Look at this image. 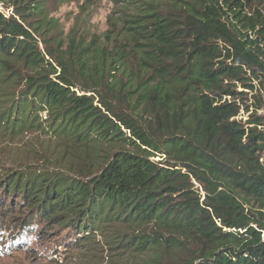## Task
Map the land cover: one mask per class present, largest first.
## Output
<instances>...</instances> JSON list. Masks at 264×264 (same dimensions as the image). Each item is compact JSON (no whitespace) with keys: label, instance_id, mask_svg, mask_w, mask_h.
<instances>
[{"label":"trees","instance_id":"1","mask_svg":"<svg viewBox=\"0 0 264 264\" xmlns=\"http://www.w3.org/2000/svg\"><path fill=\"white\" fill-rule=\"evenodd\" d=\"M0 4V135L38 131L63 152L0 173V254L61 228L44 253L264 264V14L132 0L87 37L49 0Z\"/></svg>","mask_w":264,"mask_h":264},{"label":"rangeland","instance_id":"2","mask_svg":"<svg viewBox=\"0 0 264 264\" xmlns=\"http://www.w3.org/2000/svg\"><path fill=\"white\" fill-rule=\"evenodd\" d=\"M128 1L132 0H49V15L58 21L64 33L77 21L75 30L80 35L91 37L101 35L107 28L108 16ZM238 2L243 4V12L248 16H253L257 12L264 14V0H238ZM0 10L8 15L11 12V8L2 7L1 4ZM252 100L250 93V102ZM256 112L258 116L263 117L264 121V106ZM241 114L243 120L248 118V113L242 111ZM258 128L264 129V123ZM53 140L46 138L38 131H28L16 137L0 135V173L8 172L9 168L15 164L32 163L53 168L57 157H61L63 153L60 145H55ZM67 160L68 156L64 163ZM46 161L52 164H47ZM54 229L56 230L46 236L47 240L40 238L35 243L33 242L31 250L1 253L0 264H119L117 263L119 260L116 257H109L104 249H99L95 257L84 247L70 250L59 245L56 247V254L54 252L44 253L50 247H54V243H58L56 239H61L60 237L65 234L61 228Z\"/></svg>","mask_w":264,"mask_h":264}]
</instances>
